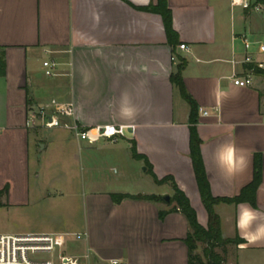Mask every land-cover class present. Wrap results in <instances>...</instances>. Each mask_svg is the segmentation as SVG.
<instances>
[{
  "label": "crops",
  "instance_id": "obj_1",
  "mask_svg": "<svg viewBox=\"0 0 264 264\" xmlns=\"http://www.w3.org/2000/svg\"><path fill=\"white\" fill-rule=\"evenodd\" d=\"M165 2L169 36L158 0H0L5 204L27 205L29 164H37L39 151L67 145L71 165H82L88 185L82 233L75 232L83 235L84 253L62 256L88 264H187V221L179 211L168 212L174 203L159 199L176 187L206 227L190 157L189 106L171 82L183 63L180 76L198 108L194 127L211 196L232 198L259 174L254 206L214 208L222 236L241 240L226 246L224 264H264V77L253 75L242 88L230 79L242 68L232 64L244 54L240 35L262 42L264 12L232 8L229 0ZM46 59L58 64L53 76L43 72ZM53 104H71L69 120L81 129L115 125L122 134L81 140L56 133L59 128L28 125L32 109ZM110 163L124 166L113 180ZM113 194L158 199L115 203Z\"/></svg>",
  "mask_w": 264,
  "mask_h": 264
},
{
  "label": "rangeland",
  "instance_id": "obj_2",
  "mask_svg": "<svg viewBox=\"0 0 264 264\" xmlns=\"http://www.w3.org/2000/svg\"><path fill=\"white\" fill-rule=\"evenodd\" d=\"M261 40V43H264V38ZM260 56L264 60V55ZM56 133L69 136L70 131L59 128ZM37 156V164L30 163L28 167L26 192L29 203L24 206L7 205L5 195L0 198V234L82 233L88 185L83 181L86 174L85 171L82 173V165H71L70 149L67 145L53 144L46 151H39ZM123 168L124 166H118L117 163H110L108 178L112 180L118 178ZM143 168L144 166L136 168L139 177L144 174ZM137 180L138 176L124 184L126 188H132L134 181ZM82 244L83 240H74L70 237L65 247L56 249L52 255H45L43 258L60 264L58 260L60 255L76 256L84 253ZM203 248L204 244L197 243L193 254L198 255L205 263ZM225 249L226 246L217 247L215 252L225 258ZM79 264L88 263L85 259L79 258ZM89 264L95 263L90 261Z\"/></svg>",
  "mask_w": 264,
  "mask_h": 264
},
{
  "label": "built area",
  "instance_id": "obj_3",
  "mask_svg": "<svg viewBox=\"0 0 264 264\" xmlns=\"http://www.w3.org/2000/svg\"><path fill=\"white\" fill-rule=\"evenodd\" d=\"M232 8H239L248 12H264V0H229ZM239 39L243 46V56L240 61H232L233 65L240 64L241 71H233L230 79L234 86L247 87L253 82L252 70L244 68L245 65H255L258 68L264 67V60L257 59L256 55H264V43L252 42L247 35H240ZM256 51H253V47ZM179 49H186L184 44ZM57 62L46 59L42 62L45 76L56 74ZM203 115L207 111L199 110ZM73 116L71 104L44 105L32 109L28 118V125H39L43 128H64L81 140L88 138L104 137L113 139L122 134V128L115 125L95 127L90 130H83L75 121H70ZM80 240L83 235L80 233H26V234H0V264H54L52 260L43 258L45 255H52L56 249L65 247L69 238ZM60 264H79L77 259L66 256H58ZM117 264V261H110Z\"/></svg>",
  "mask_w": 264,
  "mask_h": 264
},
{
  "label": "trees",
  "instance_id": "obj_4",
  "mask_svg": "<svg viewBox=\"0 0 264 264\" xmlns=\"http://www.w3.org/2000/svg\"><path fill=\"white\" fill-rule=\"evenodd\" d=\"M155 9L161 14L164 22V27L167 35L169 36L171 29V16L170 12L166 7L165 0H158L157 7ZM183 63H179L177 66L175 74L171 76V82L177 87L181 97L189 106V121H190V157L192 160L196 181L199 188L200 199L203 204V207L207 214V224L206 227H202L196 218V214L194 210L190 207L187 198L181 193L176 187L173 188V194L170 197V202L175 205L169 209L168 212L179 211L187 221L189 231L187 232L185 243L188 251V261L187 264H224L225 258L222 255L215 252V248L217 247H225L229 244H237L241 242L238 237L234 238H224L221 234L220 227V218L215 212V206L220 203L226 204H238V203H249L254 206L255 201V192L259 185V174L257 171L254 173L253 180L246 185L238 195L232 198H216L211 196L209 192V185L207 180L205 179L203 166L199 153V144L200 140L197 137L195 132L194 123L196 120V116L198 113V108L194 101L190 98L184 88L183 81L181 79V70ZM3 64H2V55L0 53V73L2 72ZM244 68L252 70L253 75H261L264 77V67L258 68L255 65H245ZM84 130V129H83ZM131 153L133 157H138L135 153L134 145L131 147ZM168 179H163L157 181V183L167 182ZM6 188L0 190V198L5 194ZM133 199V200H157L158 197L154 196H142V195H122V194H113L111 195V199L115 203L121 202L123 199ZM159 218H162L165 215L164 211H160L158 213ZM197 243L204 244V248L202 250L205 263L201 261L198 255L193 254V251L197 247Z\"/></svg>",
  "mask_w": 264,
  "mask_h": 264
},
{
  "label": "water",
  "instance_id": "obj_5",
  "mask_svg": "<svg viewBox=\"0 0 264 264\" xmlns=\"http://www.w3.org/2000/svg\"><path fill=\"white\" fill-rule=\"evenodd\" d=\"M160 201L164 204H169L170 202V196L168 194H163L159 197Z\"/></svg>",
  "mask_w": 264,
  "mask_h": 264
}]
</instances>
